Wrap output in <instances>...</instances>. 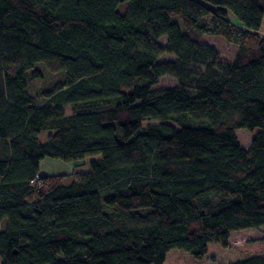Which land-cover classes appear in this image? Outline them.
I'll return each mask as SVG.
<instances>
[{
	"label": "trees",
	"instance_id": "16d2710c",
	"mask_svg": "<svg viewBox=\"0 0 264 264\" xmlns=\"http://www.w3.org/2000/svg\"><path fill=\"white\" fill-rule=\"evenodd\" d=\"M263 23L264 0H0V264L202 260L264 226ZM205 33L239 45L232 63ZM41 63L65 80L35 91Z\"/></svg>",
	"mask_w": 264,
	"mask_h": 264
},
{
	"label": "rangeland",
	"instance_id": "374dc122",
	"mask_svg": "<svg viewBox=\"0 0 264 264\" xmlns=\"http://www.w3.org/2000/svg\"><path fill=\"white\" fill-rule=\"evenodd\" d=\"M129 2H124L120 5L119 10H124L128 7ZM209 21H212L213 16L207 17ZM231 21L234 25L239 26L240 24L231 17ZM262 35H264V23L262 26ZM162 41L166 42V38ZM200 42L207 43L219 53L224 64H230L235 59L239 45L227 41L224 37L219 35H213L205 33L200 39ZM39 67L44 71V78L35 82L33 88L35 91L42 92L46 89H50L53 85L60 81H64L66 78L65 72L53 73L47 70L44 64H40ZM179 84V79L175 75H166L159 79L158 83L153 85L154 89H160L165 87H173ZM67 112H71V108L68 105L66 107ZM53 131H46L40 136L42 143H46L49 134ZM239 142L243 147H249L252 139L255 135L254 132L249 129L241 128L237 130ZM99 156L92 158H86L75 162H67L69 165L68 169L72 171H81L89 168V163L93 159H97ZM72 179L68 178L65 180V184H69ZM245 250H254L264 252V226L259 228H251L242 231H236L231 234L228 240L227 246H223L220 243H212L209 246L207 255L202 259L198 260L189 252L174 248L168 254L164 264H228L233 262L240 257V253Z\"/></svg>",
	"mask_w": 264,
	"mask_h": 264
},
{
	"label": "crops",
	"instance_id": "0c3cea01",
	"mask_svg": "<svg viewBox=\"0 0 264 264\" xmlns=\"http://www.w3.org/2000/svg\"><path fill=\"white\" fill-rule=\"evenodd\" d=\"M67 162L60 159L46 158L41 162L40 174L53 175V174H71L74 171L68 169ZM87 168L86 170H88Z\"/></svg>",
	"mask_w": 264,
	"mask_h": 264
}]
</instances>
